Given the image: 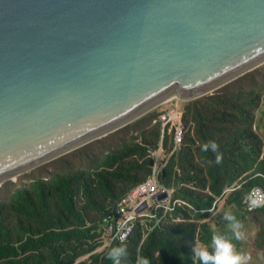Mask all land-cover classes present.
Returning <instances> with one entry per match:
<instances>
[{
	"label": "water",
	"instance_id": "water-1",
	"mask_svg": "<svg viewBox=\"0 0 264 264\" xmlns=\"http://www.w3.org/2000/svg\"><path fill=\"white\" fill-rule=\"evenodd\" d=\"M263 63L264 0H0V186Z\"/></svg>",
	"mask_w": 264,
	"mask_h": 264
},
{
	"label": "trees",
	"instance_id": "trees-1",
	"mask_svg": "<svg viewBox=\"0 0 264 264\" xmlns=\"http://www.w3.org/2000/svg\"><path fill=\"white\" fill-rule=\"evenodd\" d=\"M239 91L245 94L242 96ZM251 92L219 90L187 106L182 121L188 131L184 133L183 145L176 157L163 171L166 185L192 182L188 174L194 167L188 155L193 151V144L198 143L196 150L201 163L195 166L196 187L204 181L203 173L206 172L210 192L220 197L225 183L231 184L246 174L241 180V188L229 196L235 207L241 206L246 191L262 182L261 178L253 176L264 174V169L259 166L261 162L256 164L260 150L257 146L252 151L247 150L246 139L250 136L243 130L251 125L253 114L249 108L258 102V97H250ZM224 129L228 132H223ZM148 132L115 143V148L98 154L95 161L85 156L89 164L86 170L81 166L70 169V163H60L59 171L49 173L45 178H32L26 184L18 183L6 192L0 200V264H73L79 256L98 248L107 223L103 221V215L150 172L151 161L147 156L154 147L136 143L138 138L145 140L148 137L157 141L158 126L149 128ZM166 142L171 143L169 136ZM211 142L217 145L215 151ZM206 144L209 145L207 150L204 149ZM218 155L222 157L220 163L216 162ZM255 165V170L247 174ZM175 168L182 170L179 179ZM34 173L31 171L19 178ZM118 186L126 191L117 192ZM200 187L204 188V182ZM177 193L194 209L211 207L209 197L204 201L191 191ZM4 207L16 215L14 226H7L9 216H3ZM173 216L181 222L155 227L140 247L142 233L136 226L122 245L126 247L127 255L121 258V264H135L141 256L147 258L149 264H199L192 252L198 241L213 251V233L206 223L197 227L186 209L174 212ZM194 218L201 217L197 214ZM115 246L119 245L110 243L102 256H92L93 260L88 264H113L108 251ZM66 251L73 254L64 256Z\"/></svg>",
	"mask_w": 264,
	"mask_h": 264
},
{
	"label": "clouds",
	"instance_id": "clouds-1",
	"mask_svg": "<svg viewBox=\"0 0 264 264\" xmlns=\"http://www.w3.org/2000/svg\"><path fill=\"white\" fill-rule=\"evenodd\" d=\"M260 66H258V67H260ZM258 67H256V68H258ZM216 92L217 91H215V93ZM210 95H213V94L211 93V94H208L206 96H210ZM206 96H203V97H200L198 99L191 100V101H196V100H199V99L204 98ZM174 100L180 101L178 99H171L169 101H166V102H163L161 104L156 105L151 110L156 109L157 106H162V105L170 103ZM191 101H182V102L189 103ZM151 110H149V111H151ZM183 114H184V112L182 114L181 113L173 114V113L168 112L167 110H164V111L159 113L157 119L152 120V123L155 124V125H153V127L158 126V128H159V135H158L157 141L155 140V142L151 145L154 148L152 150H150V152L147 156L151 161L149 174L145 177L144 180H142L141 182H139L136 185H134L133 187H131L119 199L118 203L112 207V209L114 207H117V209H118V216L117 217L114 218L111 215H108L107 217L104 216L105 214H110L112 209L109 212L105 213L102 217L103 221H107V223L103 227V235L101 237H103L104 234H106V236L109 240L108 246L112 242L119 245V246H115V247L110 248V250L108 251V257H109V259H111L113 261V264H121V258L125 257L127 255V249L125 246H122V245L125 242H127L128 239L131 237L136 226L140 227L141 233H142L141 241L139 244V247H140L142 245V243L144 242V240L147 238L148 234L155 227H161L165 223L169 224V223L181 222V219H179L178 217L174 218V216H173L174 212H176V211H182L184 209L188 210L190 212L191 219H193L194 216H196L198 214L201 218L197 219V221H201V223H204L203 220L210 213H212V211H213L212 203H211V207L209 209H198L197 210V209H194V207L186 200L185 197L179 196L180 194H178L177 192H179L181 190H187V191H191L195 196H199L204 201H206L208 199V197L211 198L212 201L213 200L216 201V199L219 200L224 194H226L228 192L230 194H232V192L237 191L241 188V185H242L241 180L246 177V174H243L242 176H240L238 179H236L231 184L225 183L221 189L222 190L221 196L220 197L214 196L209 190L210 181H209L208 175H206V172L203 173L204 188L200 187L203 182L201 183V185L196 187L197 184L194 182V179L196 178L195 166H199L201 163L200 159L198 157L197 150H196V146L198 145V143L193 144V151L190 153V155H188V158H192V163H193V167H194V171H191L188 174L189 177L192 178V182H190V183L171 182L170 185H166L163 182V180H164L163 171L169 165L170 161H172L171 159L172 158L174 159L176 157L175 155L178 153V151L180 150V148L183 145L184 133L186 134V132L188 131L187 127L184 125V123L182 121ZM163 116L166 117V119H167L166 122L164 120H162ZM179 125L182 127L181 128V135H180V139H176L175 132L177 131V127ZM168 136L171 138L170 144L166 142V137H168ZM87 144H89V143H87ZM188 145H191V144H189V142H188ZM208 146H209L208 144L204 145V149L207 150ZM211 148L213 151H215L217 149V145L214 142H211ZM221 160H222V157L220 155H218L216 158V162L220 163ZM52 161H50V162H52ZM50 162H47V163H50ZM255 167H256V165L247 174H249L250 172H253L255 170ZM154 169H156V171L158 173L159 184L162 187H164L166 192H165V194L157 195L153 199H151V200H153V203L156 204V203H159L163 200L164 201L168 200L170 202V204L173 201H178L179 204H175L173 206V209H171V210H164L163 208H160L158 210H154L153 208L149 209V207L147 208L146 204H144L143 208L140 207L138 209L137 213L144 212L145 214L144 215H140V214L136 215L135 219L131 221L132 230H131L130 234L128 235V232H123L122 234H118V238L115 237L114 236L115 222L121 217L119 208H120V204H121L122 200L136 186H138L139 184H142L145 181H147L148 179H150L152 177ZM27 173H29V172H27ZM175 173H176V178L179 179L181 177L182 170L180 171L179 169L175 168ZM20 176H22V175H20ZM20 176H18L17 179ZM255 176L261 178L262 182L260 185H255V186L251 187L248 191H246L245 195L243 196V198L241 200V204H240L241 206L239 207L240 211H241V215L243 214V215L252 216L254 214H258V215L264 216V174L257 173L253 177H255ZM17 179L15 181H9L8 180L7 182L14 183L17 181ZM200 179H201V176H200L199 180ZM237 181H238V183H236ZM5 183H3V184H5ZM234 183H236V184H234ZM198 194H201V196ZM161 196H164V197L160 198ZM149 204H151L150 201H149ZM146 214H148V215H146ZM223 218H224V220H226L228 222L229 229H230L233 237L235 239H243L244 235H245V232H244L245 226H244L243 222L240 221L231 212V210L226 211L224 213ZM128 219H131V217H129ZM197 244H200V245L194 246L192 249V252H193L194 259L198 260L199 264H250L251 256L247 253L237 251L235 249V246L231 242V239L224 234L217 233L213 236L212 245H211V247L213 249L212 252H210L208 250V247L204 246L200 241H198ZM135 264H149V260L145 257H142V256L137 257Z\"/></svg>",
	"mask_w": 264,
	"mask_h": 264
},
{
	"label": "rangeland",
	"instance_id": "rangeland-1",
	"mask_svg": "<svg viewBox=\"0 0 264 264\" xmlns=\"http://www.w3.org/2000/svg\"><path fill=\"white\" fill-rule=\"evenodd\" d=\"M222 87L220 91H252L250 97H258L257 104L249 108L253 114L251 125L249 128H243V130L249 132L247 135L250 136V139H246V142L249 143L247 150L252 151V149L254 150L256 146L259 148L260 153L256 160V164L261 162L259 166L261 169H264V63L260 67L250 70L241 77L225 85L223 88ZM240 93L242 96L245 94L242 92ZM248 101H250V99ZM192 102L194 101L186 103L174 100L173 102L164 104L162 106H157L156 109L147 111L125 126L94 141H91L89 144L73 149L67 154L55 158L50 163L42 164L36 167L32 170L35 172L34 174L28 175L22 179L19 178L13 184L6 185V183L3 184V186L1 185L0 200H3L6 192L13 190L15 185L18 183L20 185L26 184V182L32 178H45L47 175H49V173L59 171L61 169L60 163H70V169H78L81 166V169L86 170L89 164L86 163L87 158H85V156H90L91 160L95 161L97 160L98 154L110 151L112 148H115L117 145L115 143L122 140L128 141L131 137L134 138L135 136H142V133L144 134L145 131L147 134H149V128H152L153 125H155L152 123V120L157 119L160 112L167 110L173 114H182L184 111H186L187 106H189V104ZM223 132H228V130L224 129ZM154 142L155 140L149 137L145 140L140 138L136 140V143L145 144L147 146L152 145ZM236 183H238V181ZM117 192L124 193L122 191V186L117 187ZM198 195L201 196V194ZM229 196L230 193L228 192L224 194L219 200H213V211L203 220V222L208 225L209 229L213 233V236L217 233L225 234L231 239V242L237 251L249 254L251 256L250 264H264V216L258 214H254L252 216L242 214V216L240 208L235 207L236 205L231 203ZM229 210H231V212L240 221H242L245 226V235L243 239H235L233 237L229 229L228 222L223 218L224 213ZM3 216H9L7 226H14V220L16 219L15 214L9 212V210L4 207ZM192 222L196 223L197 227H200L202 224L201 221H197L195 218L192 219ZM108 243L109 240L106 234H104L102 237V244L98 248H96L94 251L92 250L89 253L79 256L73 264H88L92 262V256L96 254H100L101 256L103 255ZM70 252L66 251L63 255H72L73 253Z\"/></svg>",
	"mask_w": 264,
	"mask_h": 264
},
{
	"label": "built area",
	"instance_id": "built-area-1",
	"mask_svg": "<svg viewBox=\"0 0 264 264\" xmlns=\"http://www.w3.org/2000/svg\"><path fill=\"white\" fill-rule=\"evenodd\" d=\"M162 120L165 122L167 121L165 116L162 117ZM181 128L182 127L180 125L177 127V131L175 132L176 139H180ZM165 192L166 190L164 187H162L158 182V173L156 169H154L150 179L136 186L122 200L119 208L121 217L115 222L114 236L118 238V234H122L123 232H128V235L130 234L132 230L131 221L135 219L136 215L145 214L144 212L137 213L140 207L143 208L144 204H146L147 208H153L154 210H158L160 208H163L164 210H171L175 204H179L178 201H173L170 204L168 200H163L154 204L151 199L157 195L165 194ZM149 201L151 204H149ZM129 217H131V219H128Z\"/></svg>",
	"mask_w": 264,
	"mask_h": 264
},
{
	"label": "bare ground",
	"instance_id": "bare-ground-1",
	"mask_svg": "<svg viewBox=\"0 0 264 264\" xmlns=\"http://www.w3.org/2000/svg\"><path fill=\"white\" fill-rule=\"evenodd\" d=\"M173 98H176L177 99V97H173ZM173 102V101H172ZM176 102V101H175ZM17 179V177L16 178H9V180L10 181H15Z\"/></svg>",
	"mask_w": 264,
	"mask_h": 264
}]
</instances>
